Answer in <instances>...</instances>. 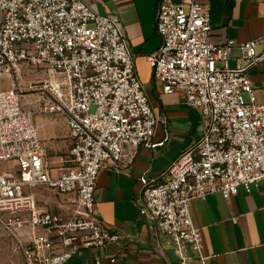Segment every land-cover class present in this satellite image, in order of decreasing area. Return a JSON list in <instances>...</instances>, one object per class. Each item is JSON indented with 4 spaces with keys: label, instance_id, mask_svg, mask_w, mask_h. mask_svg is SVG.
Instances as JSON below:
<instances>
[{
    "label": "built area",
    "instance_id": "built-area-1",
    "mask_svg": "<svg viewBox=\"0 0 264 264\" xmlns=\"http://www.w3.org/2000/svg\"><path fill=\"white\" fill-rule=\"evenodd\" d=\"M0 13V74L14 80L0 87V162L16 163L0 169V223L19 249L8 264H65L81 247L118 241L97 217L99 173L109 165L128 169L141 146L162 144L152 139L166 118L143 88L119 15L99 14L84 0H0ZM155 27L161 45L148 55L154 77L164 92H181L198 109L200 136L161 173L140 175L137 205L148 229L168 238L176 264H206L190 203L214 193L230 199L240 186L251 193L264 182V100L247 75L264 62V30L213 43L210 5L198 0H159ZM234 48L240 55L231 67ZM22 64L45 74L36 87L39 111L66 118L64 165L45 153L33 110L22 102ZM41 186L75 194L79 218L65 223L62 214L41 211L34 192Z\"/></svg>",
    "mask_w": 264,
    "mask_h": 264
},
{
    "label": "crops",
    "instance_id": "crops-1",
    "mask_svg": "<svg viewBox=\"0 0 264 264\" xmlns=\"http://www.w3.org/2000/svg\"><path fill=\"white\" fill-rule=\"evenodd\" d=\"M84 1L99 14L119 15L128 45L135 54L138 77L155 113L166 120L158 123L152 139L153 143L162 144L141 146L128 169L109 165L99 173L95 190L97 217L119 235L118 241L105 248L81 247L65 264H95L96 260L108 264L109 257L116 259L112 264H176L168 238L163 234L154 235L139 214V177L161 173L185 148L196 144L200 136L199 111L185 103L183 93L164 92L162 82L154 77L148 55L161 45V37L155 27L159 0ZM198 1L210 5L209 40L213 43L253 39L264 30V0ZM1 19L0 13V22ZM239 55V49L234 48L229 61L231 67L236 66ZM247 75L259 98L264 100V62L250 68ZM13 84L9 73L0 74V87L9 88ZM34 106L30 109L39 127L45 153L55 162L54 165H64L63 160L70 148L66 118L39 111V104ZM58 154L61 155L54 156ZM0 169L14 170L16 163L0 162ZM34 192L40 205L45 203L44 211L63 214L62 210L74 209L78 205L73 193L59 194L43 186L36 187ZM190 213L194 225L201 229L206 264H264L263 181L252 186L251 193L240 186L230 199L220 193L194 199L190 203ZM1 245L0 238V251L4 249ZM61 249L57 247V250ZM188 253L197 255L195 250Z\"/></svg>",
    "mask_w": 264,
    "mask_h": 264
},
{
    "label": "rangeland",
    "instance_id": "rangeland-1",
    "mask_svg": "<svg viewBox=\"0 0 264 264\" xmlns=\"http://www.w3.org/2000/svg\"><path fill=\"white\" fill-rule=\"evenodd\" d=\"M18 68L20 69L19 73V80L17 81L19 84H21V95H22V102L27 108L35 107L34 105L41 104L43 101V95L40 93V91L36 90L37 86L41 85V80L45 78L44 73L38 71L33 66H28L26 64L19 65ZM12 74V73H11ZM12 82L13 80V74L11 75ZM33 87H32V86ZM245 99L247 100V95H245ZM95 109V106H91V111ZM51 114V113H48ZM34 115V114H33ZM61 154L54 155V156H60ZM62 155H64L62 153ZM58 198L59 195H56ZM45 203H39V209L41 211H44ZM78 208V205L74 207V209H67L62 210L64 222H73L79 218L78 214H76V210ZM20 231V230H18ZM15 232V233H18ZM70 234V231L67 232V235ZM0 238L2 245L1 247L4 248L2 251H0V264H7L8 261L12 259H18L16 258V253L18 254L19 249L18 247V240L14 236L13 232L10 231L4 224L0 223ZM18 257V256H17Z\"/></svg>",
    "mask_w": 264,
    "mask_h": 264
}]
</instances>
